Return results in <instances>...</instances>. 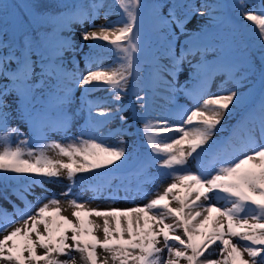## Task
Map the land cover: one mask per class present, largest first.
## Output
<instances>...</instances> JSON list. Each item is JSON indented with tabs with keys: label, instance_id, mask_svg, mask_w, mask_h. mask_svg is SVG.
Instances as JSON below:
<instances>
[{
	"label": "snow or ice",
	"instance_id": "6c2138e0",
	"mask_svg": "<svg viewBox=\"0 0 264 264\" xmlns=\"http://www.w3.org/2000/svg\"><path fill=\"white\" fill-rule=\"evenodd\" d=\"M11 7L0 0V12L7 13ZM105 7L108 23L99 27L90 23L89 29L80 33L83 41L97 42L89 44L85 71L68 73L64 53L72 52L75 60L77 46L73 36L63 33L73 32L74 24L94 21ZM177 7L172 5L164 15L160 5L155 6L165 44L151 76L154 87L173 95L183 91L193 106L177 104L169 115L144 121L142 132L149 159L158 169L167 170L159 175L170 183L163 191L157 188L142 205L135 204L133 198L132 207L101 209L91 207L90 200L106 196L115 203L121 198L123 185L114 186L112 181L125 168L130 154L124 146L126 141L109 143L110 137L101 129L117 117L126 122L120 102L130 80L139 75L143 0H115L114 7L103 0L87 6L69 5L66 12L43 18L49 31L25 35L18 56H0V78L11 81V87H0V183L7 186L16 181L19 187L13 194L23 202V207L13 203L11 212L0 207V264H264V94L255 106H249L248 98L238 91L247 78L241 66L206 59V53L215 46L197 43L200 37L186 30L191 16L185 12L181 18ZM235 8L243 20L255 25L264 49V3L249 10L246 0H238ZM113 12L118 18L109 20ZM172 25L189 37L179 53L174 46L179 36ZM53 34L55 47L46 49L47 55L41 53L44 66L40 79L48 86L45 96L44 89L36 88L34 56L46 48ZM0 47H4L2 39ZM197 54L200 58L193 64L188 58ZM165 58L168 64L160 62ZM10 59L16 60L14 69ZM183 71L188 72L191 87L187 82L177 87ZM217 74L226 79L212 92L210 83ZM70 84L82 88L86 96L105 92L107 97L84 101L89 127L79 135L66 142H46L48 131L67 132L70 128L71 113L66 110L72 100ZM12 92L21 103V118L32 126L31 140L11 126L6 98ZM38 92L44 101L39 107ZM136 99L144 101L145 97L137 94ZM109 101L116 105L114 110L95 111ZM138 107L144 109L146 104L139 103ZM239 112L241 120L232 135L213 139L226 130L222 123L225 117ZM238 130L244 134L239 135ZM190 160L196 163L195 170L189 166ZM61 177L69 182L67 190L59 194L69 197L66 201L46 188L40 195L33 192L35 187L43 188ZM86 183L93 193L89 200L74 194V189ZM123 190L122 198L127 199L131 190L128 186ZM135 191L142 193L139 185ZM29 195L35 196V202L28 199ZM206 253L216 258L209 259Z\"/></svg>",
	"mask_w": 264,
	"mask_h": 264
},
{
	"label": "rangeland",
	"instance_id": "374dc122",
	"mask_svg": "<svg viewBox=\"0 0 264 264\" xmlns=\"http://www.w3.org/2000/svg\"><path fill=\"white\" fill-rule=\"evenodd\" d=\"M184 0L178 4L176 8V13L183 18L184 12L182 11ZM249 10H251L252 6H259L261 3H264V0H246ZM12 5V3H11ZM191 5L192 8H188L187 6ZM202 5H213L216 6L214 9H209L206 7H201ZM236 4H233V0H201L197 3H188L184 8L185 12H187L191 18L192 16L199 15V13L195 12L194 9H199L204 12V15H215L217 21L211 26L204 28L207 29L205 33V37L200 41H197L198 44L209 43L214 45V48H210L206 53V59L210 62L216 63L217 61H222L226 64H237L240 67L242 72H245L246 79H244L238 86V91L243 93L246 98H248L249 106H255L261 99V95L264 94V49L261 48L259 42V36L257 34V29L252 22L243 20L239 14L238 10L235 8ZM168 10H163V14L167 15ZM210 13V14H209ZM143 15V28L148 24V22L144 19H151L153 22L158 21L155 15V11L150 6H145L142 12ZM118 18V13L113 12L109 16V20H116ZM191 21V19H190ZM189 21V22H190ZM14 22V21H13ZM152 22V23H153ZM187 23V25L189 24ZM90 23H94L97 27L102 24H107L108 21L104 19V13L98 15V18L92 22H84L83 25L76 24L73 26V32H64L63 35L73 36V39L76 41L77 51L75 53V60L72 59V52L64 53V68L68 73H72L73 71L84 72L86 69V61L88 58H84V49L88 46L91 41H83L78 36H80L81 31L89 29ZM186 25V27H187ZM188 33H191L193 37L201 36L202 32L194 29L193 31L188 30ZM203 29V30H204ZM17 26L14 23V27L10 31L11 36L17 35ZM177 36H179L178 40L174 41V46L176 52L179 53L181 45H187L189 37L186 34H180V30L176 31ZM157 34L153 35V38H143L142 37V54L139 59V75L138 77H134L130 80L127 93L123 96L120 105L123 106L124 111L123 115L126 117V122L122 123L117 117L112 122H110L106 127H103L101 131L104 133L106 137H110L108 140L109 143H116L118 140L126 141V151L130 154L128 163L125 168L117 174L115 178H113V185H123L128 186L131 190V195L128 196L127 199H123L125 196V192L123 190V186L120 188L119 197L115 203L105 197L91 199L90 206H99L101 209L106 208L108 206L116 207V208H129L133 206V198L135 204H145L149 199L152 198V193H154L157 188L160 191H163V188L166 187L170 180L167 177L160 176L159 173L165 172V169H158L157 166H154L149 159V149L144 141V136L142 132V125L145 120H155L161 117L167 116L170 114L171 110L175 108L177 104L185 105L189 108L193 106L191 99L185 96L183 91H177L174 95L172 93L167 92L163 88H156L153 85L152 81V70L153 66L156 62L157 56L164 51L165 40L160 32L161 37H154ZM151 40H155L151 43ZM97 43L92 41L91 44ZM100 44H104V42H99ZM48 50L52 49L56 45V41L52 40L48 44ZM82 46V47H81ZM41 53L47 55V51H37L35 52L34 58L37 61V81L36 88L44 89V95L48 94V86L43 84L40 76V68L44 65L40 62L43 58ZM20 54V49L14 47L12 49H0V56L6 57H14ZM106 56L107 53H104ZM199 55L196 57H189L188 59L192 60L193 64H196L199 60ZM163 64H168L169 61L165 59H161L160 61ZM105 63H110V61L105 60ZM10 67H16V60L10 59ZM95 67V65H93ZM185 68H187V64H185ZM188 72L183 71L179 74L177 87L184 85L186 82L189 87L192 85V81L188 79ZM165 79H171L170 76L165 75ZM226 77L221 74H217L214 80L211 82L210 89L212 92H216L218 86L224 82ZM9 82V83H7ZM55 81H51L54 83ZM4 84H8L11 87V81L0 78V87ZM229 88L233 87L232 83H228ZM78 87L74 84H70V91L72 94V100L70 105L67 107V111L71 113V124L70 128L67 132H58V131H50L52 132L53 139L47 140L46 142L52 141H61V136L66 134L68 137H73L79 135L85 128L89 127L88 122V113L87 108L84 104L85 100H97L100 97H107V93L103 92V94H98L97 92L91 95H84L83 89L81 93H75ZM139 94L140 96L145 97L144 101H137L136 96ZM169 96L173 98L171 100L168 99ZM13 98L17 100V94L15 92L10 93L6 99ZM44 101L40 98L39 92L37 94L36 104L39 107ZM139 103H145L146 107L141 109L138 107ZM10 108L7 111L11 117L17 118L16 108H13L9 105ZM116 107L115 104L109 103L107 105H103L100 108H97L95 111L99 112L101 109L107 108L109 110H114ZM242 112H239L233 115L231 118L225 117L224 123L226 130L223 132H218L213 139H217L221 136L227 138L233 133V127L237 124L239 120H241ZM97 119H101V117H97ZM12 121V119H11ZM14 122V121H13ZM18 127L23 129L24 133L29 136L31 140L32 137V126L23 120L20 116V119L17 122ZM123 130L122 132L120 130ZM27 130V133L25 132ZM2 132V129H0ZM239 135H243V130H238ZM49 136V132H47ZM15 140V137H13ZM207 159V158H205ZM189 166L196 169V163L194 161L189 162ZM23 179V178H22ZM65 181H60L59 188L60 190H56L54 192H50L51 194H56L59 198L63 197L59 194L67 190L68 181L65 178ZM46 185H51L50 183ZM142 189V193L137 195L135 189L137 186ZM19 187L16 181H10L7 186L0 183V204H7V210L9 212L12 211L13 203L12 199L21 205H23L22 201L17 199V196L13 194V189ZM38 187L37 189H40ZM55 190V189H54ZM78 193L83 199L89 200L93 193L89 189L88 184L86 183L81 188L74 189V194ZM33 196V195H32ZM29 197H31L29 195ZM69 199V197H67ZM11 201V203H10ZM35 202V200L33 201ZM121 202V203H118ZM236 242V241H234ZM216 247V246H214ZM212 251L211 249L209 250ZM77 258H78V254ZM166 256V250L163 254ZM208 257V254H205ZM65 257H62L64 259ZM209 259H215L216 257L213 255L208 257ZM203 259V258H202ZM184 264V262H181Z\"/></svg>",
	"mask_w": 264,
	"mask_h": 264
},
{
	"label": "trees",
	"instance_id": "16d2710c",
	"mask_svg": "<svg viewBox=\"0 0 264 264\" xmlns=\"http://www.w3.org/2000/svg\"><path fill=\"white\" fill-rule=\"evenodd\" d=\"M13 1L17 10L15 11L17 19V30H18V40L21 47H23V41L25 35H32L35 32L43 33L49 31V26L47 23L43 22V18L48 16H55L58 13L66 12L68 6L72 4L89 5L94 2V0H73L67 4H55L61 0H2L3 3H8ZM105 5L115 6V0H103ZM179 0H143L144 5H160L164 7L165 5L172 6L175 5ZM107 7L100 9V12H106ZM7 13L0 12V39L5 38L4 47L13 46L14 41L11 36V21ZM22 18L25 22L21 23ZM54 37V34H53ZM52 39V38H51Z\"/></svg>",
	"mask_w": 264,
	"mask_h": 264
},
{
	"label": "bare ground",
	"instance_id": "6f19581e",
	"mask_svg": "<svg viewBox=\"0 0 264 264\" xmlns=\"http://www.w3.org/2000/svg\"><path fill=\"white\" fill-rule=\"evenodd\" d=\"M201 0H184L183 2V7H182V11L185 13V10L184 8L186 7V5L188 3H197ZM238 3V0H233V4H237ZM144 19L148 22V24L146 26H144L143 28V38H146V39H149V38H153V35L154 34H157L154 39H156V37H161L160 36V32L162 34V36L164 37V30L163 29H160L159 28V24H158V21H152L151 19H147L144 17ZM217 21L215 15H195V16H192L191 18V21L189 22V24L187 25L186 28H189L188 30H194V29H197V30H200L202 31L204 28H207L209 26H211L212 24H214L215 22ZM153 22V23H152ZM172 28L173 30L176 32L178 31L179 29L175 27V25H172ZM78 38H80V36H78ZM91 42H89V44H91ZM89 44L88 46L84 49V58H88V54H89ZM9 83V82H7ZM82 91V88H78L76 90L75 93H81ZM98 94H103V92H97ZM7 102L10 106H12L13 108H16V111L15 113H17V118H13L11 117L12 121H11V126L12 127H18V120L20 119V112L22 111V106H21V103L20 101L17 99V100H14L13 98H10L7 99ZM10 108V107H8ZM104 110V109H101V111ZM14 121V122H13ZM22 132L23 129H21L20 127H18ZM27 133V130L25 131ZM49 132V137H47V140H52L53 139V135H52V132L48 131ZM3 134V129H2V132H0V135ZM64 136H61V142H66L67 139L69 138L66 134H63ZM49 155H52L54 156L55 154L52 153V152H49ZM60 181H65V178L64 177H61L59 180H55L53 182H50L51 185H44L43 188H40V189H37L38 187H35L33 189V192L35 193V195H40L44 192V189L46 188L48 190V193L50 192H54L56 190H60L59 188V184H60ZM55 189V190H54ZM29 200H32L34 201L35 200V196H31V197H28ZM60 199L62 201H66L68 198L67 197H60ZM12 203H15L17 205H20V207H23V205L17 203L15 201V199H12ZM118 203H121V202H118ZM2 208H5L7 209V204L4 203L3 205H1ZM66 207V205H65ZM95 207V206H93ZM97 207V206H96ZM99 207V206H98ZM66 215L70 214V210L68 212L65 213Z\"/></svg>",
	"mask_w": 264,
	"mask_h": 264
}]
</instances>
